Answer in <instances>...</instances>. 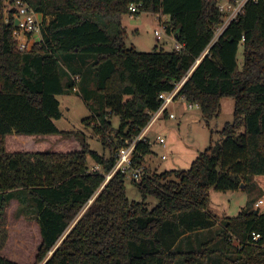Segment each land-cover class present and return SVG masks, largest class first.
<instances>
[{
	"label": "trees",
	"instance_id": "1",
	"mask_svg": "<svg viewBox=\"0 0 264 264\" xmlns=\"http://www.w3.org/2000/svg\"><path fill=\"white\" fill-rule=\"evenodd\" d=\"M4 1L0 216L24 197L25 207L17 206L14 217L24 211L38 226L33 264H264V213L256 200L234 217L208 207L210 188L253 189V176L264 174V0H247L209 48L223 17L215 0H23L43 17L41 41L29 50L18 49L14 1L8 8ZM130 3H140V12L167 15L182 48L126 47L119 23L111 33L99 16L119 19L130 13ZM200 57L178 95L197 104L206 121L219 113L222 97H232L233 118L217 140L210 131L209 145L187 169L150 171L145 157L151 143L139 140L132 165L143 166V175L130 181L141 200L130 199L126 173L116 171L105 181L117 151L147 126L162 102L159 94L172 90ZM90 84L103 108L95 124L102 153L85 141L81 150L65 153L6 150L10 134L60 133L57 95L77 85L91 97ZM111 115L120 119L117 129L110 127ZM94 166L99 171H91ZM150 197L157 201L151 208ZM0 264L19 263L0 255Z\"/></svg>",
	"mask_w": 264,
	"mask_h": 264
},
{
	"label": "rangeland",
	"instance_id": "2",
	"mask_svg": "<svg viewBox=\"0 0 264 264\" xmlns=\"http://www.w3.org/2000/svg\"><path fill=\"white\" fill-rule=\"evenodd\" d=\"M6 8L10 6V0H5ZM99 20L107 25L111 33L119 31L117 23L122 30L123 41L126 47H133L137 51L151 52L163 49L170 51L175 48L173 37L174 29L170 26L168 17L153 12H139L138 14L123 13L119 19L112 16H99ZM167 24L169 31H166ZM155 30H161V37L157 38ZM37 37H31V39ZM242 44H239L237 52V62L242 64ZM90 93L93 87L90 84ZM91 97L85 96L79 91L66 89L62 94L57 95L60 102L61 117L55 120V124L60 130L58 134L48 136L38 135H17V137L7 135L5 137V148L9 152L29 151V152H55L65 153L79 151L82 149V141L89 148L100 153L103 152L99 134L95 127L99 122L98 113L103 112L100 106L99 94L94 90ZM99 96V97H98ZM187 103L180 101V105H169L168 112L175 118H164L153 124L147 131L146 136L151 143V153L145 157L146 167L150 171L159 172L172 169H187L198 153L203 151L212 140H217L220 136L218 131L226 122L233 118L234 100L232 97H222L220 100L219 113L209 119L204 120L200 114V108L192 104L190 109ZM111 129H117L120 119L117 115L110 117ZM210 131L212 136L210 137ZM165 139L166 146L162 147L158 142V137ZM165 155L162 159L161 156ZM148 163V165H147ZM87 164L92 167V161L87 157ZM254 184L252 188H239L232 191H217L209 189L208 204L209 210L218 216L226 215L234 217L241 208L245 207L250 200H262L258 207L264 213V174H256L251 179ZM127 193L130 199L141 200L140 194L132 185L129 177H126ZM24 197L13 199L7 207L6 214L0 216V255L8 259L17 261L19 264H33L35 254L40 242L38 226L35 220L22 212L19 218L14 217L17 206L24 209L26 202ZM21 201V202H20ZM148 207H153L157 201L147 198ZM221 214V215H220ZM52 252H49L50 255Z\"/></svg>",
	"mask_w": 264,
	"mask_h": 264
},
{
	"label": "built area",
	"instance_id": "3",
	"mask_svg": "<svg viewBox=\"0 0 264 264\" xmlns=\"http://www.w3.org/2000/svg\"><path fill=\"white\" fill-rule=\"evenodd\" d=\"M11 1V0H10ZM13 8L16 9V12L14 14L15 19H17V24H15L16 28L13 30V36L17 41V47L19 50H29L31 47L35 44L41 41V28H42V21L43 17L41 14L35 12L32 10L23 0H13ZM218 10L223 14L222 22L218 24L214 31H213V37L208 45V48L217 38L223 33L225 28L228 26V24L234 20L242 11L244 8V5L247 0H215ZM140 3H130L128 6V10L130 14H135L137 12H140ZM10 7V6H9ZM161 30H155L154 34L157 38H160L161 36ZM37 37L36 39L31 37ZM173 37L175 39V33L173 32ZM175 48L181 49L182 44L176 41L175 39ZM208 51L204 52V54ZM203 54V55H204ZM201 55V57L203 56ZM200 58L196 59V62L192 65L190 70L185 74V76L176 83L175 87L167 92H161L159 94V97L162 99V102L157 110H155L150 118L149 123L147 126L141 131V133L130 143H128L125 146H122L119 148L116 154V162L113 166V168L106 174L105 181H107L113 173L116 171H121L127 174L129 179L139 181L143 175V166H137L133 167V154L135 151V145L136 143L141 140L145 139L144 135L147 132V129L155 122V120L163 115L168 106L179 96L178 95V89L180 86L184 83V81L187 79V77L190 75L193 68L196 66V64L200 61ZM74 81H78L79 76L74 75L73 77ZM72 91H78V86L74 85L72 87ZM181 97V96H179ZM183 98V97H181ZM184 99V98H183ZM197 106V104H195ZM192 104H189L188 107H191ZM170 117H173L174 115L172 113L169 114ZM158 142L161 144L162 147L166 146L165 139L163 137H158ZM162 159L165 158V155L161 156ZM91 171H99L98 166H94ZM91 201V200H90ZM89 201V202H90ZM263 201L257 200L255 202V206L259 207Z\"/></svg>",
	"mask_w": 264,
	"mask_h": 264
},
{
	"label": "crops",
	"instance_id": "4",
	"mask_svg": "<svg viewBox=\"0 0 264 264\" xmlns=\"http://www.w3.org/2000/svg\"><path fill=\"white\" fill-rule=\"evenodd\" d=\"M162 16H163V15H162ZM164 16H165V17H168L167 15H164ZM180 101H184V102H185V100H184L183 98H181V97L178 96V97L172 102L173 104L171 103V104H172L171 106L173 107V106H176L177 104L180 105ZM188 105H189V103H187V108L190 109L192 106H191V107H188ZM168 108H169V106H168ZM168 108H167L166 112H165L163 115L159 116V117L155 120V122H154L153 124H156L157 122H159V121L162 119V117H164V118H169V119H173V118L176 117V115L173 116V117H170V116H169L170 113L168 112ZM153 124H152V125H153ZM152 125H151V126H152ZM151 126H150V127H151ZM150 127H149V128H150ZM149 128H148V129H149ZM148 129H147V131H148ZM146 133H147V132H146ZM146 133H145V135H144L145 138L147 137V136H146ZM11 135L14 136V137H17L16 134H11ZM37 136H38V135H37ZM42 136H48V137H49V135H42ZM32 137H36V136L34 135V136H32ZM157 137H161V136H157ZM145 165H146V164H145ZM147 165H148V163H147ZM220 215H221V214H220Z\"/></svg>",
	"mask_w": 264,
	"mask_h": 264
},
{
	"label": "water",
	"instance_id": "5",
	"mask_svg": "<svg viewBox=\"0 0 264 264\" xmlns=\"http://www.w3.org/2000/svg\"><path fill=\"white\" fill-rule=\"evenodd\" d=\"M17 21H18V20H17V19H15V24H17Z\"/></svg>",
	"mask_w": 264,
	"mask_h": 264
}]
</instances>
